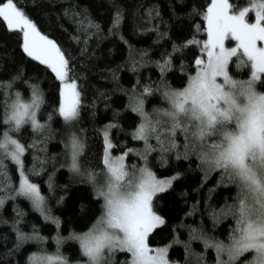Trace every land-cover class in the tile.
Masks as SVG:
<instances>
[{"label":"snow or ice","instance_id":"obj_1","mask_svg":"<svg viewBox=\"0 0 264 264\" xmlns=\"http://www.w3.org/2000/svg\"><path fill=\"white\" fill-rule=\"evenodd\" d=\"M96 7L104 12L101 0ZM167 9V16L159 4L137 5L130 11L120 0H108L105 24L79 0H65L57 19H67L79 33L71 40L80 46L79 62L88 69L77 74V55L71 48L42 31L21 0H0V224L9 226L13 234L3 236L4 264H117V253L124 255L119 264H182L170 258L174 244L184 245L183 264H188L193 241L202 242L205 250H215L214 264H264V0L243 4L210 0L199 7L190 0H167ZM185 19L189 34L173 39V25L179 21L183 27ZM152 31L157 41L171 42L155 59L149 56L150 49L132 44L136 36ZM109 37L126 46L120 51L124 59L112 67L108 58L116 49L100 48ZM10 41L14 46H9ZM85 56L93 60L85 64ZM232 61L236 69L247 66L243 76L233 73ZM101 62L105 67L99 66ZM28 64L39 71L29 75ZM145 65L159 69L155 80L150 72L140 71ZM121 69L133 73L130 87L121 85ZM92 72L101 80H111L113 87L98 88L90 100L85 85ZM173 72L182 75L181 87L168 80ZM41 73L47 89L35 82ZM116 92L126 93L130 103L125 109L112 108L113 118L100 127L103 150L98 162L102 163L92 167L83 155L86 129L78 125L86 108L95 117L98 97L103 98L105 109L111 108L109 101ZM150 98L159 103L148 108ZM127 109L138 119L126 129L117 117ZM54 121L62 122L65 129L63 163L56 154H47ZM119 133L142 141L143 146L128 147L127 141L118 140ZM181 134L182 141L177 138ZM119 145L123 147L117 152ZM132 152L142 164L127 163ZM157 152L161 168L177 170L158 175L149 159ZM173 159L178 163L171 164ZM49 162L53 171L42 180ZM185 162L187 168L180 171L179 164ZM193 165L200 174L193 191L212 179L215 183L208 188L199 222L184 220L198 211L200 201H196L171 223L160 210L158 194L174 190L178 178ZM57 167L67 168L71 178L89 185V195L98 198L92 203L99 204V215L84 231L67 227L64 235L67 222L49 202L56 197V205H64L68 195L63 191L67 185H62L56 196ZM43 184L48 186L47 193L42 191ZM221 186L231 195L216 207L212 193ZM21 197L55 226L52 236L43 235L40 226L29 221L18 203ZM9 205L11 213L6 217ZM229 218L227 235L216 236L217 225ZM29 223L31 230L25 231ZM161 227L169 230L171 239L154 243L152 237ZM179 229L187 230V240L180 239L184 233ZM50 240L55 241L54 251L46 247ZM66 241L78 243L76 253L62 251ZM29 242H35L36 250L27 251ZM196 255L199 264H208L204 253Z\"/></svg>","mask_w":264,"mask_h":264},{"label":"trees","instance_id":"obj_2","mask_svg":"<svg viewBox=\"0 0 264 264\" xmlns=\"http://www.w3.org/2000/svg\"><path fill=\"white\" fill-rule=\"evenodd\" d=\"M65 0H21V6L26 7L27 11L32 14V16L38 21L39 26L42 31H45L56 38L58 43H61L63 46L71 48L72 54L77 55L80 51V46L76 45L72 40L71 36L79 33L75 32L74 26L70 21L61 17L57 19L58 14L61 11V5ZM75 2V0H73ZM97 0H79V3L90 7L93 13L97 14L96 18L101 19L107 24L108 21V0H101L104 12L99 13V9L96 7ZM121 3L125 5L130 11L134 9L137 5H142L143 7H147L150 4H159L163 10L165 16H167V0H120ZM191 3L196 4L199 7L201 4H206L210 2V0H190ZM233 3L243 4L246 0H230ZM198 19H202V17H198ZM61 24L64 25V28H61ZM173 39L185 37L188 35V22L185 19L183 21V27L180 26V22H176L172 28ZM204 38V37H202ZM155 41V43H154ZM132 44H134L137 48H148L150 49L149 56L152 58H159L164 49L171 47V42L164 38L163 40H156V33L154 31L141 34L132 39ZM90 45L92 48L96 45V39L93 38L90 41ZM9 46L12 47L13 42H9ZM114 47L116 50L113 52L112 56L108 58V66L112 67L113 65L118 64L120 61L124 59V56L120 54V51L125 49L126 46L123 44H116L115 39L109 37L101 41L100 48L107 51L108 48ZM91 50V48H90ZM17 55L19 53L17 52ZM81 57L77 55L76 66H77V74L80 71H88L85 66L80 64ZM85 60V64L89 61L93 60L92 57L85 56L83 58ZM232 65V71L235 75L243 76L246 67L241 69H236L234 61L230 62ZM101 68L105 67V64L101 62L99 64ZM194 69V64L192 65ZM39 70L34 69L31 64L26 66V72L29 75L38 72ZM144 75H147L149 72L152 74L153 79L157 78V74L159 69L155 65H145L144 68L140 70ZM107 74V73H105ZM120 83L122 86L130 87L131 83L134 82L135 77L133 73L128 69H121L120 71ZM168 80L171 82L174 87L182 86V75L178 72H173L168 76ZM40 83L42 87L47 89V84L44 83L43 76L41 73V79L35 81ZM83 82V81H82ZM89 99L93 97L98 88L110 89L113 87V82L111 80H101L99 75L95 72L90 73L88 81L85 85ZM264 90V89H262ZM99 103L96 105L95 109V117L89 115V111L86 108L82 115L83 121L78 125L80 128L86 129L84 135L87 138V143L85 146L84 160L86 162H90V166L92 167H100L102 162L99 161L100 155H102L103 150V138L102 133L99 131L100 127H102L108 120L113 118L112 108L125 109V105L129 104V98L126 93L116 92L110 98L111 108H104L103 98H99ZM159 99L152 100L150 98V102L147 107L151 108L153 104H158ZM120 124H122L126 129L134 126L133 121L138 119V114L132 113L130 109L126 111H122L120 116L117 117ZM52 129L54 130V138L48 140L47 143V154L51 157L53 154H56V159L63 163V156L61 155L63 144L61 143V137L65 133V129L62 127V122L54 121L52 124ZM29 131H31L29 129ZM110 134H113V130H110ZM182 141V134L177 137ZM118 140L127 141L128 147H137L140 148L143 146V142L133 141L129 135H125L124 133H119ZM123 145H119L116 149L119 152L122 149ZM159 152L155 153V155L150 154L149 159L151 161L150 166L153 167V170L157 172L158 175L167 176L172 173V171L177 170L176 168H169L167 165L164 168H161L159 161L155 159V156H158ZM194 159V158H193ZM127 163L129 165L136 163L137 165L142 164L143 160L139 158V156L132 152L126 157ZM27 163H31V159L27 161ZM171 164L175 165L178 162L174 159L170 161ZM187 168V164L180 163L179 170L184 171ZM53 171V167L51 162H49L46 172L42 175V180H47L48 173ZM55 184L57 185L55 191L56 196L58 197L61 194V188L59 186L67 185V188L63 189V191H67L68 195L65 197L64 205H56V197H52L50 199V203L54 206V212L61 216L66 222V227L63 230V234L67 235V227L75 229L76 231H84L88 226L91 225L92 221L95 220L96 216L99 215V204H93V201H97L98 198L94 196H90L91 187L86 184H81L76 182L78 178H71V174L67 168L57 167L55 171V175L53 177ZM37 182H40L39 180ZM200 182V174L198 170L195 169V165H193V169L191 171H187L183 178H178L175 182L174 190H165L164 193L158 194L160 197L159 207L162 214L166 215V217L170 220L171 223H176L180 217L183 216L185 212H188L189 208L193 205L194 202L200 201L197 205L198 211L194 213L190 217H184L186 223L192 224L197 223L201 219L200 211H203V201L208 197V188L215 183V179L209 181L202 189L199 191H193L197 188V185ZM47 184L42 185V191L47 193ZM187 190L184 195H181V192ZM235 192V187H232V193ZM230 196L231 194L224 190V186L217 188L213 193V200L211 201L215 204L216 207H219L220 204L224 203V197ZM20 206L28 213L29 221L34 222L40 226V230L43 235L52 236L55 233V226L51 224L50 221H44L43 217L40 216L39 212L31 207L29 201L25 198L21 197L18 200ZM81 204L84 205L81 208ZM9 211L5 213V216H10L11 206H8ZM208 226L211 228V220H208ZM232 223L231 218L227 220H222L219 225H217V230L215 231L216 236H226L228 225ZM25 231H30V223L29 226L24 229ZM178 231H182L184 234L180 237L182 240H187V230L179 229ZM8 234L10 237L13 236L11 233L10 227L4 224H0V253L3 252V236L4 234ZM171 239V235L169 234V230L161 227L159 231L156 232L155 236L152 237L154 243H167L168 240ZM14 242L12 240L8 243V247H11V243ZM55 241L50 240L46 242V247L49 251L55 250ZM27 251L36 250L35 242H29V245L25 246ZM78 249V243L75 241H66L65 245L62 247V251L72 255L76 253ZM170 258L173 260H179L182 262L185 261V250L183 244H174L170 250ZM197 253H204V259L208 261V264H214L215 262V250L214 249H204L203 243L200 241H193L191 250L188 254V264H199V258L197 257ZM26 254V253H25ZM117 264L121 259H124V255L122 253H117ZM77 258H83L77 256ZM0 264H4V258L0 255Z\"/></svg>","mask_w":264,"mask_h":264},{"label":"rangeland","instance_id":"obj_3","mask_svg":"<svg viewBox=\"0 0 264 264\" xmlns=\"http://www.w3.org/2000/svg\"><path fill=\"white\" fill-rule=\"evenodd\" d=\"M127 161V160H126Z\"/></svg>","mask_w":264,"mask_h":264}]
</instances>
